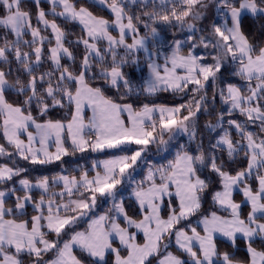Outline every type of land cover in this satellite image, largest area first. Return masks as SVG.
I'll list each match as a JSON object with an SVG mask.
<instances>
[{"label": "snow or ice", "instance_id": "1", "mask_svg": "<svg viewBox=\"0 0 264 264\" xmlns=\"http://www.w3.org/2000/svg\"><path fill=\"white\" fill-rule=\"evenodd\" d=\"M22 3L23 0H0L3 30L0 61L8 66V71L0 67V131L7 142V146L0 144V157L11 161L0 163V264H25V257L28 264H107V254L114 256L112 264H153V260L156 264H264V250L253 247L256 239L264 241V136H257L247 127L258 122L260 132L264 133V46L254 45L242 30L245 15H264V0H150V3L149 0H94L110 13V18L95 14L83 4L78 6L76 0H48L50 12L39 7V0H35V25L32 13L22 8ZM210 3L223 22L214 20L207 35H201L198 42L194 35H189L186 41L174 40L168 54L159 53L155 46L149 50L148 41L155 45L159 35L155 26L159 22H175L181 30L186 28L193 34L202 31L195 21L204 17L202 10ZM136 4L142 9L139 14L131 12V5ZM49 15L54 18L49 19ZM56 17L79 25L80 35L75 41L67 39L68 33ZM48 30L50 36L43 34ZM45 43L50 66L47 71H41ZM73 43L84 48L78 72L62 64L64 57L75 61L73 52L66 46ZM186 44L189 46L185 53ZM200 46L205 53L196 55L195 49ZM140 50L147 57L148 75L142 84L136 85L124 68L129 63H139L135 54ZM161 55L163 63L158 62ZM93 61L98 73L93 71ZM13 62L19 67L10 82ZM226 64L234 66L232 74L243 85L218 86ZM97 75L117 91L123 89L120 101L134 92L149 96L158 92L193 95L187 103L179 105L143 104L135 108L132 103L120 102L106 95L101 87L93 86L91 81ZM209 82L213 101L218 94L226 112L220 111L216 122L209 121L205 127L212 132L220 129V134L207 150L201 145L192 154L182 145L173 159L159 166L150 165L142 180L131 181L135 184L131 195L139 208V217L134 218L126 211L123 200H116L117 186L131 177L129 170L139 165L149 144L165 146L181 132L195 140L197 113L208 111ZM8 89L23 96L22 102H9ZM33 101L41 117L50 108L68 107L71 118L41 122L32 114ZM86 108L92 112L87 122ZM234 112H239L245 121L228 119L225 127V115L230 117ZM125 113L126 119L122 118ZM231 129L239 139H233ZM25 134L26 140L22 138ZM69 141L73 153L129 151L123 147L129 144L140 147L131 154L93 162L95 175L91 178L88 172H83L78 179L57 175L51 180L43 176L33 182L23 175L27 169L15 162L16 156L41 165L60 160L69 154L66 146ZM53 145L55 152L50 151ZM9 147L14 151H9ZM218 152L226 153L229 161L243 152L246 166L233 173ZM202 168L218 176L220 190L212 199L227 216L214 211L200 220L203 234L193 227L189 235L178 226L201 208V194L208 187L198 174ZM253 176L256 188L249 182ZM58 182L63 183V190L50 193V188ZM34 190L40 191L39 199L33 197ZM236 191L242 193L243 202L250 207L246 218L241 215L242 204L234 199ZM65 193L68 202L57 203L55 197L63 201ZM77 193L80 198L72 199ZM97 194L111 198V207L90 219L86 229L73 230L69 235L68 229L94 209ZM9 196L15 197L14 206L8 205ZM172 196L178 207L169 199V211L164 218V197ZM29 205L35 213L30 219L25 218ZM137 233L143 234L142 243L138 242ZM53 234L55 238L50 239ZM217 235L233 246L242 238L247 260L220 251ZM173 236L176 247L188 255L189 262L168 251Z\"/></svg>", "mask_w": 264, "mask_h": 264}, {"label": "trees", "instance_id": "2", "mask_svg": "<svg viewBox=\"0 0 264 264\" xmlns=\"http://www.w3.org/2000/svg\"><path fill=\"white\" fill-rule=\"evenodd\" d=\"M77 5H85L90 8L95 14L102 15L105 17L110 18V13L103 8L102 6H99L95 4L94 2H91L89 0H76ZM150 3V0H149ZM39 7L43 8L46 12H50L51 5L48 3V1L39 0ZM207 12H210V17L208 16V19H205L200 24L203 25V28H200L197 24V28L201 29L202 31H197L194 34L189 33L187 29L181 30L179 26L175 25V22L172 24H166L164 22H159L155 26L158 30V37L156 38V43L153 45V42L151 40L148 41V47L151 51L153 49V46H155V49L162 54H168L171 52V45L174 40L181 39V41H186L187 37L189 35H194V39L198 42L199 37L201 35H207L208 31L210 30L211 23L215 20L216 22L220 23L223 22L220 18V16H217L218 10L215 8L214 4L210 3L208 6ZM22 8L29 10L32 13V22L35 25V14L37 11V6L35 1L33 0H23ZM150 10V8H149ZM131 12L133 14H139L142 12V9L140 8L139 4L131 5ZM0 14H2V10H0ZM49 19H53L54 17L52 15L48 16ZM57 23L61 25V27L68 33L67 39L69 41H75L77 37L80 35V27L78 24L71 23V22H65L63 19L56 17ZM42 27V26H41ZM242 30L248 37V39L257 46H264V15H258L256 17H252L251 15H245L242 18ZM2 29H0V32L2 33ZM45 35H51L50 30L47 32H44ZM115 34V33H114ZM144 34V29L141 26V35ZM9 39H13V37H9ZM128 42H131V37H129ZM54 43V41H53ZM0 44H2V41L0 40ZM66 46L70 47V50L73 52V55L75 56V61L69 60L67 57H64L62 60V64L69 66L72 70L78 72L80 68L81 59L84 55V48L83 45L77 46L75 43L73 44H66ZM188 46L185 45L183 48V51L186 53L188 51ZM45 62L42 64L41 71L45 70L47 71L50 66V62L47 61L46 58V49L48 47V44L45 43ZM26 50V49H25ZM205 53V50L202 46L197 47L195 49L196 55H203ZM123 50H120V55H123ZM138 59L139 63L137 64H131L125 66L124 71L127 74L128 78L132 81L133 84L140 85L142 84L143 80L146 78L147 74V57L143 50H140L135 54ZM159 61H163V56L161 55L158 59ZM208 62H211V57H208ZM110 63V59H109ZM0 67H2L5 71H8V66L5 65L2 61H0ZM19 66L13 62L12 64V74L9 77L10 82L15 79L17 72L16 69ZM234 66L231 64H226L225 67L221 70L220 79L217 81V84L219 87H224L227 83H233L237 85H243V81L239 79V77L234 76L233 73ZM93 71L98 73V69L95 67V61H93ZM22 79L27 80L26 75L21 76ZM93 86L101 87L105 94L108 96H112L118 101H120V95L123 92V89L121 88L120 91H117V89L112 88L108 86L102 78H100L97 75V78L93 81H91ZM191 87V86H190ZM207 107L208 111L205 112L201 110L199 113H197V120H196V138L195 140H190L189 136L184 133H177L173 139H171L170 143L168 144V148L166 150H158L157 157L152 156L150 157L148 155H144L141 161V170L138 172V176H144L147 172V169L150 165H157L160 163V161L163 159L166 163L167 160H171L174 158L175 153L181 148V146H184V149L191 152L192 154H196L197 149L199 146H203L205 150L209 148L210 142L214 143L216 140V136L220 134V129H217L215 132H212L210 129H206L205 125L209 121L212 123L216 122L217 114L220 111L226 112V106L222 105L219 95L217 94L215 97V101L213 100V87L211 82L208 83L207 88ZM182 93H172V92H158L155 95H147L142 92L140 93H132L128 97H126L123 101L124 103H132L135 108H140L143 104H149L151 105H179L182 103H187L192 98V93L188 92L184 97H179ZM6 98L11 103H20L24 99L23 96H19L16 94L15 91L8 89L6 90ZM198 98V97H197ZM50 102V101H49ZM65 104L67 102L65 101ZM213 104L215 106H213ZM32 114L34 117H37L38 120H60V119H70L71 114L68 107L65 108H50L46 115L40 116L39 109L36 106V102L33 101L31 105ZM228 119H236L238 121L244 122L245 117L241 116L239 112H234L232 116L225 115L224 120V126L227 127V120ZM248 130L255 133L257 136H264V133L260 132L259 124L258 122L253 124L247 125ZM233 139H239V136L236 134L234 129H231ZM167 136V135H165ZM0 144H4L7 146V142L3 139L2 131H0ZM159 144V143H156ZM156 144H149V145H155ZM134 145V144H131ZM148 145V146H149ZM66 146L69 148V154L64 156L62 163H59L58 161H52L48 164H32L29 161L21 159L19 156L15 157V162L19 167L27 169L26 173L23 175H26L29 179L36 180L39 177L47 176L49 179L58 173L67 172L70 175L77 176L80 172L83 171V167H77L74 169L72 165H81L85 166L90 163L89 161L94 157L98 158L99 156H110L112 153L120 152V150L117 149H105L103 151H97L92 152L91 150L85 151V152H75L73 153L71 151V144L70 141L66 143ZM137 147V145H134ZM140 147V146H138ZM9 151H14V149L10 148ZM132 150V148L130 149ZM161 154H160V153ZM217 155L220 157V159L227 162L226 167L230 169L233 173L243 167L246 166L247 161L243 158V152L240 153L239 156L236 157L234 161H229L226 153H217ZM93 160V159H92ZM0 162L2 163H11V161H8L5 157H0ZM71 165V167H69ZM64 170H63V168ZM201 177V179H205L208 183V187L205 189V191L201 194V208L197 213L190 216L187 220L181 221L180 225L178 227H182L185 230H189L188 226L197 228V231H201L199 227L196 226L195 222L197 218L205 216L209 214L210 212H218L222 215H227V213L222 212L219 210L218 206L214 204L212 195L214 192L218 189H220V183L219 178L216 174L210 172L207 168H202L200 172L198 173ZM143 179V178H139ZM140 181V180H139ZM253 188L257 187L256 181L254 176L250 178L249 181ZM9 186V185H8ZM34 192V195L40 196L41 193ZM126 190H124L123 193L117 192L116 200L118 201L119 197L124 194ZM85 197H87V194L85 193ZM175 198V197H170ZM234 199L235 201L239 202V200H242V194L240 192L234 193ZM124 206L126 211L129 215H132L134 218L139 217V210L138 206L135 203L133 199H131L129 196H125L122 198ZM7 203L9 206L14 205V199L10 197L7 199ZM241 207V215L242 217L246 218L245 216L248 213L249 206H247L246 203L242 202ZM111 207V199L110 198H103L101 199V202L97 204L95 210H108L107 208ZM168 209H165V207L162 210V215H166ZM34 211L30 210L29 207L26 209V217L30 218L32 216ZM81 224V225H80ZM84 227V224L82 222H79V225H75L72 228L68 229V232L71 230L78 229L79 227ZM80 227V228H81ZM65 238H68V236H65ZM217 246L220 251H227L230 254H232L236 259L239 260H247V253H246V244L245 241L242 238H238L236 240L235 246L232 245L230 241H226L225 239L221 237H217L216 239ZM253 247H256L257 249L264 250V241L260 239H256L253 242ZM168 249L173 252L175 255L180 256L184 261H188V255L186 253H182L174 243H169ZM77 253L79 254V251L77 250ZM87 260V257H85ZM107 264H112V257L111 254H107L106 256ZM153 260V264H154Z\"/></svg>", "mask_w": 264, "mask_h": 264}, {"label": "rangeland", "instance_id": "3", "mask_svg": "<svg viewBox=\"0 0 264 264\" xmlns=\"http://www.w3.org/2000/svg\"><path fill=\"white\" fill-rule=\"evenodd\" d=\"M209 8V7H208ZM208 8L207 9H203L202 11H204V13H205V15H204V17L201 19V20H198V21H195V23L198 25V26H200V28H203V29H205L204 27H203V25L202 24H200L201 22H203L205 19H208V16L210 17V12H207V10H208ZM217 16H219V14L217 13ZM2 37H3V31H2V33L0 32V40L2 41V43H3V39H2ZM26 39H31V37L30 36H26L25 37ZM177 40H181V39H177ZM27 50V49H26ZM42 71H45V70H42ZM212 102H213V100H211ZM213 106H215L214 104H213ZM177 134V133H176ZM175 134V135H176ZM174 135V136H175ZM187 135V134H186ZM218 136H216V138H217ZM174 138V137H173ZM165 139L167 140L168 139V137L167 136H165ZM171 141V140H170ZM170 141L168 142V144L170 143ZM168 144L167 145H165V146H161V145H159V144H156V146L155 145H149V146H147V150L142 154V158H143V156L144 155H148L149 154V156L150 157H152V156H155V157H157V151L158 150H166L167 148H168ZM125 149H127V150H129V151H120V152H117V153H112L110 156H99L98 158H92L89 162L90 163H88V165H85V166H82V164L81 165H72V167L74 168V169H76L77 167H83V171L82 172H80L77 176H75V177H77V179L80 177V175L83 173V172H88V174H89V178H91L92 176H94L95 175V172L94 171H92V165H93V162H100V161H103V160H107V159H110V158H112L113 156H118V155H125V154H131V151H135V150H137V148H138V146L137 147H135L134 145H131V144H129V145H124L123 146ZM132 148V150H130ZM111 150V149H110ZM160 153V152H159ZM161 154V153H160ZM63 158H64V156H62L61 157V159L60 160H55V161H58L59 163H62V161H63ZM142 161V160H141ZM165 160L163 159V161L161 160L160 161V163H158L157 165H155V166H159V165H161V164H164L165 162H164ZM168 161V160H167ZM0 163H2V162H0ZM141 162L139 163V165L138 166H135L134 167V170L133 169H130L129 171L132 173V175H131V177L130 178H127V179H125V181L123 182V184H121V185H118L117 186V189H118V191L117 192H119V193H123L124 192V190H126V192L124 193V194H122L120 197H119V199H118V201H120V200H122V198L124 197V195L125 196H129L130 198H131V192H132V189H133V187H135V184L134 183H131V181H135V182H139V180H141V179H139L140 177L141 178H143L144 176H138L137 174H138V172L141 170ZM69 167H71V165L69 166ZM63 168V167H62ZM63 170H64V168H63ZM99 171H102V168L101 169H98ZM148 170V169H147ZM57 175H66V176H69V177H72L73 175H70V174H68L67 172H63V173H58V174H55L54 176H57ZM54 176H52V177H54ZM51 177V178H52ZM51 178H50V180H51ZM32 180V179H31ZM33 181H35V180H33ZM12 185L11 184H9V187H11ZM17 187H18V185H17ZM63 190V183L62 182H58L55 186H53V187H51L50 188V193H60L61 191ZM218 190H220V189H218ZM218 190H216V191H218ZM35 192H39L40 193V191L39 190H34ZM80 191L81 192H83L84 190L83 189H80ZM215 191V192H216ZM19 194H21L22 195V193H19ZM33 194V197L35 198V199H39V196L38 195H34V192L32 193ZM87 194V193H86ZM88 195V194H87ZM213 196V195H212ZM10 197H12L13 199H14V203H15V197H13V196H9L8 197V199L10 198ZM172 197H174V196H172ZM80 198V196H79V194L77 193L76 195H74L73 197H72V199H79ZM103 198H109V197H101V196H99V194H97V203H96V206H97V204H99L100 202H101V199H103ZM46 199H47V197H46ZM55 199L57 200V203H60V202H68V200H69V197H68V195H67V193H65L64 194V197H63V201H61V199H60V197L59 196H56L55 197ZM111 199V198H110ZM132 199V198H131ZM169 199H171V201H172V203H173V205L174 206H177L178 207V205H177V201H176V199L175 198H170V197H165L164 198V202H163V204H162V210H163V208L165 207V209H168V207H167V202L169 201ZM243 199V198H242ZM134 200V199H133ZM135 201V200H134ZM237 202V201H236ZM13 203V204H14ZM136 203V202H135ZM12 206H14V205H12ZM96 206L94 207V209L92 210V211H90L89 213H88V215L86 216V217H84L82 220H78V222L75 224V225H79V222H82V224H84V227H79L78 229H75V231H82V230H84V229H86V227H87V224H88V221L90 220V219H92L94 216H98V215H101V214H104L105 212H106V210H100V211H96L95 210V208H96ZM138 206V205H137ZM29 207V209L30 210H32V211H34L33 210V208L31 207V205H29L28 206ZM110 207H108L107 209H109ZM138 210H139V208H138ZM45 211H46V209H45ZM168 211H169V209L167 210V213H166V215L164 216V217H167V214H168ZM33 214H35L34 212H33ZM32 214V215H33ZM30 219V218H29ZM121 219V223H122V217L120 218ZM74 225V226H75ZM81 225V224H80ZM123 226V225H122ZM73 230H71L70 232H68L69 233V235L71 234V232H72ZM130 231H135V229H130ZM137 237H138V242H140V243H142V241H143V234L142 233H137ZM55 238V236H54V234L50 237V239H54ZM65 238V237H64ZM173 238H174V236L171 238V240H170V242L169 243H171L172 242V240H173ZM65 239H67V238H65ZM119 242L117 241L116 242V244H118ZM78 250V249H77ZM79 251V250H78ZM170 251V250H169ZM123 254H125L126 255V252L125 253H123ZM107 256V255H106ZM111 257H112V261L114 260V256L113 255H111ZM24 260H25V264H28V260H27V257H25L24 258Z\"/></svg>", "mask_w": 264, "mask_h": 264}, {"label": "crops", "instance_id": "4", "mask_svg": "<svg viewBox=\"0 0 264 264\" xmlns=\"http://www.w3.org/2000/svg\"><path fill=\"white\" fill-rule=\"evenodd\" d=\"M33 1H35V0H33ZM44 1H48V0H44ZM89 1H91V2H94V0H89ZM158 62L159 63H163V61H159L158 60ZM147 74H146V77H147V75H148V69H147ZM166 106H171V105H166ZM92 115V112H91V110L90 109H85V122H87V118L88 117H90ZM122 118H124V119H126L127 118V114L125 113L124 115H123V117ZM42 122V121H41ZM30 130H32V131H35V129H30ZM22 138L23 139H27V137H26V134L25 135H23L22 136ZM71 144V143H70ZM37 146H39L38 144H37ZM50 151H52V152H55V146L53 145L51 148H50ZM34 182V181H33ZM258 186V185H257ZM173 192H174V189H173ZM236 192H239V191H236ZM215 193V192H214ZM235 193V192H234ZM240 194H242V193H240ZM131 198L132 199H134L135 200V198L131 195ZM165 198V197H164ZM242 200H239V202L238 203H242L243 201H244V197H243V195H242ZM177 205H178V202H177ZM248 206V205H247ZM250 211V207H249V210H248V212ZM212 212H210L209 214H207V215H205V216H208V215H210ZM217 214L218 215H222V214H220V213H218L217 212ZM248 214V213H247ZM205 216H202V217H199V218H197V220H196V222H195V224H196V226L197 227H199L200 228V230L201 231H199L201 234H203V225L202 224H200V220L203 218V217H205ZM224 216H227V215H224ZM245 217H247V215L245 216ZM164 218H166V217H164ZM191 228H193V227H191V226H188V229L189 230H186L187 232H188V234L189 235H191ZM197 229V228H196ZM136 231V230H135ZM219 235H217V237H218ZM224 239V238H223ZM226 240V239H225ZM227 241V240H226ZM143 242V241H142ZM172 243H174L175 244V238H173V240H172ZM175 246H176V244H175ZM168 251H169V249H168ZM182 259V258H181ZM183 260V259H182ZM188 261H190V258L188 257ZM154 264H156V261H154Z\"/></svg>", "mask_w": 264, "mask_h": 264}, {"label": "water", "instance_id": "5", "mask_svg": "<svg viewBox=\"0 0 264 264\" xmlns=\"http://www.w3.org/2000/svg\"><path fill=\"white\" fill-rule=\"evenodd\" d=\"M186 94L185 93H182L181 95H179V97H184Z\"/></svg>", "mask_w": 264, "mask_h": 264}]
</instances>
